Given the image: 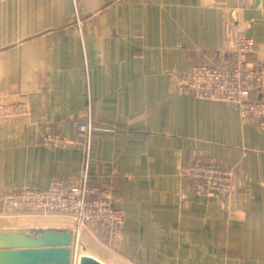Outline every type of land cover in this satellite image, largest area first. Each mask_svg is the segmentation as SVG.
<instances>
[{
	"label": "crops",
	"instance_id": "0c3cea01",
	"mask_svg": "<svg viewBox=\"0 0 264 264\" xmlns=\"http://www.w3.org/2000/svg\"><path fill=\"white\" fill-rule=\"evenodd\" d=\"M239 29L264 51V0H0V188L74 183L86 134L73 122L91 111L114 128L94 135L91 182L114 186L126 223L115 249L83 227L87 252L108 264H226L227 254L264 264V130L236 105L184 90L194 64L232 61ZM50 129L76 143L46 145ZM197 155L237 163L250 199L189 192L181 205L182 168Z\"/></svg>",
	"mask_w": 264,
	"mask_h": 264
},
{
	"label": "built area",
	"instance_id": "2783aa9c",
	"mask_svg": "<svg viewBox=\"0 0 264 264\" xmlns=\"http://www.w3.org/2000/svg\"><path fill=\"white\" fill-rule=\"evenodd\" d=\"M232 61L228 64L199 62L192 66L190 80L184 90L192 95L234 104L243 119H256L264 130V51L247 30H238ZM28 92V91H27ZM79 132L86 134V159L77 171L74 183L54 178L47 184L13 185L0 188V216L7 213H25L40 216H67L73 219V245L79 244V234L88 227L95 236L103 231L104 244L115 249L116 242L125 234V211L115 202L113 185L100 186L91 182L89 163L93 138L96 133L112 132L113 127L96 125L91 111L85 121L74 120ZM43 142L51 147L75 144L74 138L50 129L45 131ZM249 150H242L243 156ZM257 152L264 153V145ZM238 164L197 155L183 168L189 180L188 191H180L179 201L184 207L191 203L189 192L222 197L230 206L238 192ZM37 230V229H35ZM73 248V246H72ZM72 252L74 250L72 249ZM77 255L74 262L78 264ZM260 259L226 256V264H261Z\"/></svg>",
	"mask_w": 264,
	"mask_h": 264
},
{
	"label": "water",
	"instance_id": "95a60500",
	"mask_svg": "<svg viewBox=\"0 0 264 264\" xmlns=\"http://www.w3.org/2000/svg\"><path fill=\"white\" fill-rule=\"evenodd\" d=\"M73 236L69 231L40 230L0 233V264H71ZM78 264H108L82 252Z\"/></svg>",
	"mask_w": 264,
	"mask_h": 264
},
{
	"label": "rangeland",
	"instance_id": "374dc122",
	"mask_svg": "<svg viewBox=\"0 0 264 264\" xmlns=\"http://www.w3.org/2000/svg\"><path fill=\"white\" fill-rule=\"evenodd\" d=\"M248 185V182L245 181L244 179L240 178L239 174H238V192H240L239 189H243V192L245 193V197L244 198H247V199H250L249 196H250V193L246 190V186ZM249 201V200H248ZM1 220H0V230H4L6 232H15V231H40L42 229H37L35 228L36 227V223L30 221V219L28 218H21V219H15V221L19 220V223H11V219H14V218H6L5 216H0ZM32 226V227H31ZM38 227L39 226H42V225H37ZM37 230H35V229ZM48 229H51V230H60L59 228H54V227H49ZM43 230H45L43 228ZM67 231V230H65ZM69 232H72V236H73V230H69ZM73 246V256H74V262L76 261V258H77V255H79L80 253L82 252H87L86 249L83 247V244L80 242V244L76 245L74 243ZM88 252L87 253H92L93 254V251H91L90 249H87Z\"/></svg>",
	"mask_w": 264,
	"mask_h": 264
},
{
	"label": "bare ground",
	"instance_id": "6f19581e",
	"mask_svg": "<svg viewBox=\"0 0 264 264\" xmlns=\"http://www.w3.org/2000/svg\"><path fill=\"white\" fill-rule=\"evenodd\" d=\"M45 230L48 231V230H51V229H45ZM54 231H61V230H54ZM1 232H6V231H4V230H0V233H1ZM70 233L72 234V232H70ZM72 256H73V252H72ZM71 260H72V258H71Z\"/></svg>",
	"mask_w": 264,
	"mask_h": 264
}]
</instances>
